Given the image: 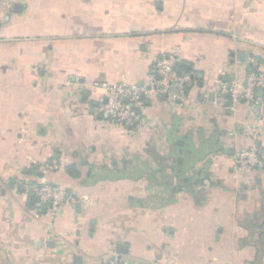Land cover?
I'll list each match as a JSON object with an SVG mask.
<instances>
[{
    "label": "crops",
    "instance_id": "0c3cea01",
    "mask_svg": "<svg viewBox=\"0 0 264 264\" xmlns=\"http://www.w3.org/2000/svg\"><path fill=\"white\" fill-rule=\"evenodd\" d=\"M171 54L184 100L146 97L136 126L101 111L96 81L145 83ZM258 69L264 0H0V264H264V168L236 162L258 112L223 92ZM171 130L193 140L184 176ZM45 184L70 198L49 211Z\"/></svg>",
    "mask_w": 264,
    "mask_h": 264
},
{
    "label": "built area",
    "instance_id": "2783aa9c",
    "mask_svg": "<svg viewBox=\"0 0 264 264\" xmlns=\"http://www.w3.org/2000/svg\"><path fill=\"white\" fill-rule=\"evenodd\" d=\"M177 62L176 54L161 57L151 67L145 83L96 81L93 88L100 90L101 111L119 125L136 126L144 120L142 108L146 97L167 94L181 102L185 99L190 77L178 74ZM260 88L264 89V69L250 72L245 81L233 82L223 89V92L230 95L234 106L244 102L258 112L256 124L249 125L244 130L253 140V145L249 150H241L236 156V162L244 170L264 168V98H259L256 94ZM58 167V164L51 166ZM35 192L49 211H54L70 198L65 191L52 184L37 186ZM127 263L114 250L105 264Z\"/></svg>",
    "mask_w": 264,
    "mask_h": 264
},
{
    "label": "trees",
    "instance_id": "16d2710c",
    "mask_svg": "<svg viewBox=\"0 0 264 264\" xmlns=\"http://www.w3.org/2000/svg\"><path fill=\"white\" fill-rule=\"evenodd\" d=\"M168 137H169V143L171 145L170 155L174 158V162H175V166L173 167V170L178 177L184 176L186 171L196 162L194 161L196 153L190 147L193 141L192 137L189 133L177 135L175 130L173 131L171 130L168 133ZM210 152L211 151L209 149L204 150L202 151V155H204L205 157ZM186 180H189V178ZM259 228L260 226H258V228L256 227L255 229L260 232Z\"/></svg>",
    "mask_w": 264,
    "mask_h": 264
},
{
    "label": "water",
    "instance_id": "95a60500",
    "mask_svg": "<svg viewBox=\"0 0 264 264\" xmlns=\"http://www.w3.org/2000/svg\"><path fill=\"white\" fill-rule=\"evenodd\" d=\"M242 57L245 58V57H246L245 54H242ZM181 66H182V62H181V61H178V62H177V67L179 68V67H181ZM177 72H178V74L180 75V74H181V69H178ZM161 96H162V97H165L166 94H162Z\"/></svg>",
    "mask_w": 264,
    "mask_h": 264
}]
</instances>
